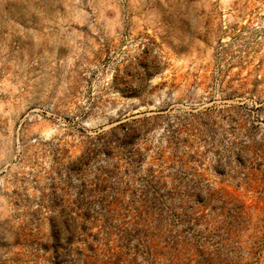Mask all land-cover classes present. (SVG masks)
Listing matches in <instances>:
<instances>
[{
	"label": "rangeland",
	"instance_id": "obj_1",
	"mask_svg": "<svg viewBox=\"0 0 264 264\" xmlns=\"http://www.w3.org/2000/svg\"><path fill=\"white\" fill-rule=\"evenodd\" d=\"M191 200L264 207V0H0V264H139Z\"/></svg>",
	"mask_w": 264,
	"mask_h": 264
},
{
	"label": "built area",
	"instance_id": "obj_2",
	"mask_svg": "<svg viewBox=\"0 0 264 264\" xmlns=\"http://www.w3.org/2000/svg\"><path fill=\"white\" fill-rule=\"evenodd\" d=\"M192 203L169 215V221L179 217L177 228L183 235L177 238L171 229L161 250L135 239L132 255L139 264H264V207L222 209ZM189 229L196 230V241L189 239Z\"/></svg>",
	"mask_w": 264,
	"mask_h": 264
}]
</instances>
